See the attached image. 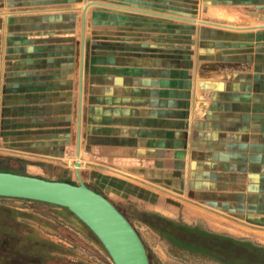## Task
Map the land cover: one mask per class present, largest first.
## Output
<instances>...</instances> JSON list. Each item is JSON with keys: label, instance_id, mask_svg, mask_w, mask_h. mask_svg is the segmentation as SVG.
Returning <instances> with one entry per match:
<instances>
[{"label": "crops", "instance_id": "crops-1", "mask_svg": "<svg viewBox=\"0 0 264 264\" xmlns=\"http://www.w3.org/2000/svg\"><path fill=\"white\" fill-rule=\"evenodd\" d=\"M0 166L77 176L146 251L164 222L187 264L264 253V0H0Z\"/></svg>", "mask_w": 264, "mask_h": 264}, {"label": "trees", "instance_id": "trees-1", "mask_svg": "<svg viewBox=\"0 0 264 264\" xmlns=\"http://www.w3.org/2000/svg\"><path fill=\"white\" fill-rule=\"evenodd\" d=\"M58 182L74 185L67 181ZM30 202L36 209L26 211L0 206V211L5 212V218L0 217V264H92L75 252V246L82 243L68 230L72 229L98 245L88 229L65 208ZM222 242L233 245L236 250L240 247L242 264L252 259L264 260L263 252L250 249L243 243L234 244L228 239ZM229 248H226L225 253L232 252L227 250ZM145 252L148 264H151L149 253Z\"/></svg>", "mask_w": 264, "mask_h": 264}, {"label": "water", "instance_id": "water-1", "mask_svg": "<svg viewBox=\"0 0 264 264\" xmlns=\"http://www.w3.org/2000/svg\"><path fill=\"white\" fill-rule=\"evenodd\" d=\"M76 180L71 185L0 172V198L65 208L88 229L111 264H148L145 249L128 221L103 196L87 188L77 176Z\"/></svg>", "mask_w": 264, "mask_h": 264}, {"label": "rangeland", "instance_id": "rangeland-1", "mask_svg": "<svg viewBox=\"0 0 264 264\" xmlns=\"http://www.w3.org/2000/svg\"><path fill=\"white\" fill-rule=\"evenodd\" d=\"M89 4H91L90 2H86L84 4V7H81V12L85 15V10L87 9V7L89 6ZM81 13V14H82ZM82 15L80 17V30H81V36H80V41H79V55L81 56V67L83 68V59H84V41H85V27H84V18L82 19ZM72 150H70V155L68 156V163H70L69 161H72ZM76 167H79V164L75 165ZM72 163V165L70 164L71 169H76ZM1 167V166H0ZM43 174V173H42ZM53 176V175H52ZM55 178V177H54ZM80 179V178H79ZM81 181V179H80ZM72 182L75 184L77 182L76 178L72 177ZM0 206H7V207H14V208H20L22 210H33L36 209V206L33 205L30 201H26V200H18V199H10V198H0ZM5 212L0 211V217L1 218H5L4 215ZM224 224H228L230 226H232L233 224H231L230 222L226 221V220H222L221 221ZM163 225V227H165L163 229V231H158L156 232L155 230H151L152 233L148 234V241L145 240V238H143L144 240V244L145 247L147 249V252L150 255L151 258V264H187V262H189L188 260H191L190 258L193 256L192 254H190V252H187L185 250L184 247L182 246H177L175 248H172L171 246V240L169 239L168 236H165V233L167 232H173L174 234H176L174 231H176L174 229L175 226H170L168 223H160ZM200 226V225H199ZM66 227V226H65ZM177 227H181L180 224H178ZM199 229H201L199 227ZM69 231H71L72 233L75 234V237L77 238V240L79 241L80 244H77L74 248L75 252L79 253L80 255H82L83 257H86L89 261L92 262V264H111L107 255L105 254V252L103 251V249L101 248V246L94 243V241L90 240V238L88 237H84L79 233L74 232L72 229H68ZM231 230V229H230ZM152 243L153 245L149 246ZM95 253H97L98 255H100V257L102 259H104V263L101 262L99 259H97L95 257ZM198 259H203L202 256L196 257ZM192 264V263H191Z\"/></svg>", "mask_w": 264, "mask_h": 264}, {"label": "flooded vegetation", "instance_id": "flooded-vegetation-1", "mask_svg": "<svg viewBox=\"0 0 264 264\" xmlns=\"http://www.w3.org/2000/svg\"><path fill=\"white\" fill-rule=\"evenodd\" d=\"M170 225V224H169ZM170 226H172V225H170ZM175 233H176V236H174V234L170 231V233H166V236H169V238H174V239H178L181 243H180V245H179V247L181 246V244H182V247H184L185 248V250H188L189 248H191V247H193V246H196L197 244H194V243H192L190 240H187V238H188V236L189 237H194L193 236V234L195 235V236H198L197 235V231H195V232H192V233H190V232H184L183 230H180V229H176V231H174ZM185 237H186V239H185ZM199 237V236H198ZM171 246H172V248H175V249H177L176 248V246H174V245H172V242H171ZM202 246V245H201Z\"/></svg>", "mask_w": 264, "mask_h": 264}]
</instances>
